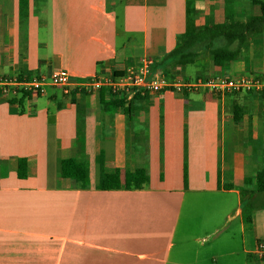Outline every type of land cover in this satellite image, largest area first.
Listing matches in <instances>:
<instances>
[{"label":"crops","instance_id":"crops-1","mask_svg":"<svg viewBox=\"0 0 264 264\" xmlns=\"http://www.w3.org/2000/svg\"><path fill=\"white\" fill-rule=\"evenodd\" d=\"M222 20L221 0H0V77L118 79L142 56L182 80L264 76V34L221 66L161 63L178 35ZM19 100L0 94V264H264L244 247L219 261L213 240L234 220L264 243V208L249 223L240 210L264 160V92ZM137 167L148 181L126 189Z\"/></svg>","mask_w":264,"mask_h":264},{"label":"built area","instance_id":"built-area-1","mask_svg":"<svg viewBox=\"0 0 264 264\" xmlns=\"http://www.w3.org/2000/svg\"><path fill=\"white\" fill-rule=\"evenodd\" d=\"M49 86L61 89L65 93H68L71 88L83 94L109 91L113 97L118 99L129 91L142 95L165 91L184 95L186 92L197 91L201 87L207 88L212 93L223 95L235 91L264 92V76L239 78L204 76L182 80L167 75L164 70L156 67L153 59L142 56L128 61L123 74L118 79L106 76L74 79L63 71L55 72L50 76L0 77V94L15 99L21 95H26L25 98L37 97L42 95L45 88ZM247 251L260 259L264 257V243L257 241L254 247Z\"/></svg>","mask_w":264,"mask_h":264},{"label":"trees","instance_id":"trees-1","mask_svg":"<svg viewBox=\"0 0 264 264\" xmlns=\"http://www.w3.org/2000/svg\"><path fill=\"white\" fill-rule=\"evenodd\" d=\"M236 1L238 0H221L223 16L221 23L199 25L192 33L178 35L174 47L162 57L161 63L170 66L192 64L203 56L211 55L214 65L221 66L225 61L233 59L249 41L261 38L264 34V1L248 0L249 7L257 9V12L244 20L236 17ZM18 4L20 10H23L28 6V0H18ZM25 97L26 95H21L18 100ZM20 100L19 104L22 103ZM120 102L113 104L117 106ZM258 161L260 166L255 176L256 189L243 194L240 200L244 223L251 221V211L264 208V164H261V157H258ZM185 176L184 167V181ZM147 181L145 168L137 167L133 170L127 169L125 172L126 189H139ZM113 186L114 184L109 187ZM99 187H103L102 182ZM260 260L264 261V257Z\"/></svg>","mask_w":264,"mask_h":264},{"label":"rangeland","instance_id":"rangeland-1","mask_svg":"<svg viewBox=\"0 0 264 264\" xmlns=\"http://www.w3.org/2000/svg\"><path fill=\"white\" fill-rule=\"evenodd\" d=\"M238 5L240 6L237 7L236 14L237 13L240 14L239 18L241 20H243L245 16L248 17L250 14H255L257 12V9L249 7L248 0H240ZM262 162L264 164V160ZM235 223L236 222L234 220L228 221L227 226L220 228L217 234L214 235L213 237V240L216 239V244L214 243V245L218 252L219 261L225 262V260L230 257L226 253L227 252L226 250H238V249H242V247H244V249L247 250V249H252L254 247V245H252V243L249 241V235L247 233L244 234L239 233L238 227H236ZM209 241H210L209 237L205 239L204 236L200 235L197 238V245L201 246L200 248H202L206 246L207 245L206 243ZM178 242H179L178 238H175L174 243L177 244ZM242 257H244V253L237 256V258H242Z\"/></svg>","mask_w":264,"mask_h":264}]
</instances>
